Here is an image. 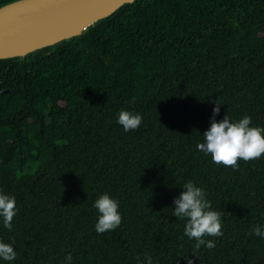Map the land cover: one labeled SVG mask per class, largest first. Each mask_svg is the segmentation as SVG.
<instances>
[{
  "label": "trees",
  "instance_id": "16d2710c",
  "mask_svg": "<svg viewBox=\"0 0 264 264\" xmlns=\"http://www.w3.org/2000/svg\"><path fill=\"white\" fill-rule=\"evenodd\" d=\"M11 0H0V5ZM264 128V0H136L83 35L0 59V189L16 199L0 264H264V156L234 170L204 142L214 104ZM142 115L136 130L121 110ZM192 181L221 213L194 251L174 198ZM121 225L98 234L104 194Z\"/></svg>",
  "mask_w": 264,
  "mask_h": 264
},
{
  "label": "clouds",
  "instance_id": "9594fccd",
  "mask_svg": "<svg viewBox=\"0 0 264 264\" xmlns=\"http://www.w3.org/2000/svg\"><path fill=\"white\" fill-rule=\"evenodd\" d=\"M214 104L213 116L210 127L204 131V142L196 145L200 152L210 155L213 163L231 167L234 170L239 168V161L249 162L264 156V128L251 126L252 118L245 115L238 121H232L227 114L222 120L217 121L216 116L220 114L221 104L218 99L211 100ZM143 117L140 114L127 110H121L118 114V123L127 132L140 127ZM184 191L174 198L173 216L186 219L184 235L196 241L193 253L198 255L202 246L213 249L216 247L212 240L205 237H220L222 232L221 213L212 209L211 202L206 198L205 190L188 181L183 186ZM99 212L98 222L95 230L98 234L114 231L122 223V216L119 212V202L109 194L100 195L94 205ZM17 215L16 199L14 196L5 193L0 189V218L3 227L11 231L13 219ZM250 234L264 238V227L255 225ZM12 243L0 239V259L14 261L17 252ZM188 264H194L191 258H185ZM67 264H72V254L65 255ZM142 264H153L151 255H147Z\"/></svg>",
  "mask_w": 264,
  "mask_h": 264
},
{
  "label": "water",
  "instance_id": "95a60500",
  "mask_svg": "<svg viewBox=\"0 0 264 264\" xmlns=\"http://www.w3.org/2000/svg\"><path fill=\"white\" fill-rule=\"evenodd\" d=\"M136 0H11L0 5V59L25 58L83 35Z\"/></svg>",
  "mask_w": 264,
  "mask_h": 264
}]
</instances>
